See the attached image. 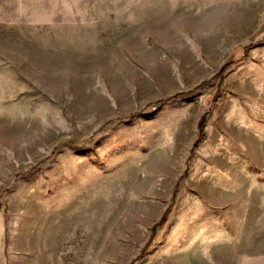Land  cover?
I'll return each mask as SVG.
<instances>
[{"label":"rangeland","instance_id":"obj_1","mask_svg":"<svg viewBox=\"0 0 264 264\" xmlns=\"http://www.w3.org/2000/svg\"><path fill=\"white\" fill-rule=\"evenodd\" d=\"M0 264H264V0H0Z\"/></svg>","mask_w":264,"mask_h":264}]
</instances>
